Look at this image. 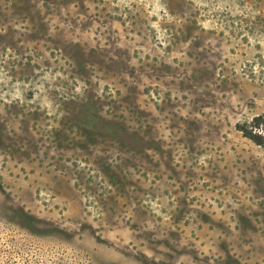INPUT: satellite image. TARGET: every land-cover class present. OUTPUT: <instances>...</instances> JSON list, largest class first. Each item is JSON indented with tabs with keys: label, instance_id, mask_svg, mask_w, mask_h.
<instances>
[{
	"label": "rangeland",
	"instance_id": "rangeland-1",
	"mask_svg": "<svg viewBox=\"0 0 264 264\" xmlns=\"http://www.w3.org/2000/svg\"><path fill=\"white\" fill-rule=\"evenodd\" d=\"M259 115L264 0H0V264H264Z\"/></svg>",
	"mask_w": 264,
	"mask_h": 264
},
{
	"label": "trees",
	"instance_id": "trees-1",
	"mask_svg": "<svg viewBox=\"0 0 264 264\" xmlns=\"http://www.w3.org/2000/svg\"><path fill=\"white\" fill-rule=\"evenodd\" d=\"M237 126L245 136L264 145V135L261 132L264 129V115L256 116L252 121Z\"/></svg>",
	"mask_w": 264,
	"mask_h": 264
}]
</instances>
